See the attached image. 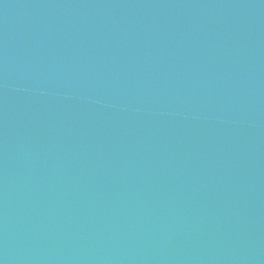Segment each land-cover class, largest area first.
<instances>
[{
	"label": "water",
	"instance_id": "1",
	"mask_svg": "<svg viewBox=\"0 0 264 264\" xmlns=\"http://www.w3.org/2000/svg\"><path fill=\"white\" fill-rule=\"evenodd\" d=\"M0 264H264V0H0Z\"/></svg>",
	"mask_w": 264,
	"mask_h": 264
}]
</instances>
